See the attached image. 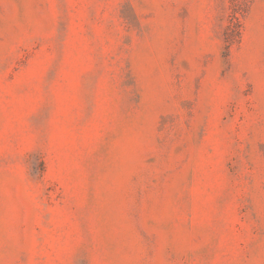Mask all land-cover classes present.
<instances>
[{
	"label": "rangeland",
	"instance_id": "rangeland-1",
	"mask_svg": "<svg viewBox=\"0 0 264 264\" xmlns=\"http://www.w3.org/2000/svg\"><path fill=\"white\" fill-rule=\"evenodd\" d=\"M0 264H264V0H0Z\"/></svg>",
	"mask_w": 264,
	"mask_h": 264
}]
</instances>
